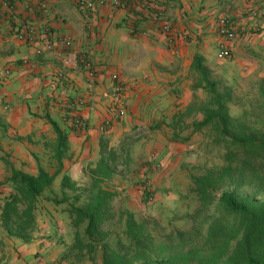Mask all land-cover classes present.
I'll return each mask as SVG.
<instances>
[{
	"label": "crops",
	"instance_id": "obj_1",
	"mask_svg": "<svg viewBox=\"0 0 264 264\" xmlns=\"http://www.w3.org/2000/svg\"><path fill=\"white\" fill-rule=\"evenodd\" d=\"M2 1L0 240L5 241L6 252L11 257L8 264H26L28 261L83 264L81 258L90 252L86 247L80 248L79 244L92 242L91 234L87 232L88 220L76 222L77 218L69 210L68 203L72 199L62 200L63 193L67 198L69 196L64 178L68 177L70 183L80 185L84 170L96 166L101 159L104 135H111L113 140H109V144L112 148L119 143L123 131H129L136 125H152L153 122L168 126L175 113L187 110L202 87L190 79L192 73L196 74L193 68L196 55L204 57V64L206 61L241 60V50L250 42L248 27L258 25L257 31L261 33L256 40L264 38V30L261 29L264 21L247 27L244 25L247 11L258 0H156L155 5L149 8L142 6L140 0H130L125 7L113 10L112 16L109 15L111 8L107 0H98V13L90 25L74 1L48 0L51 13L45 20L41 19V31L50 26L53 36L72 38V46L63 52L43 51L49 37H42L41 43L32 45L15 36L17 20L35 16L32 0H11L15 8L12 15L6 13ZM161 10L180 35L176 50L169 48L162 34H141ZM220 16L236 18L242 35L229 42L230 57L221 54L215 33L214 24ZM39 46L41 51L37 49ZM86 50L95 67L94 78H90L77 63L80 52ZM7 69L9 74H5ZM114 74L119 75L126 88L127 112L115 119L112 128L103 133L100 127L110 113L109 94L113 90ZM179 89L183 90V95ZM80 96L89 97L94 106L93 110L80 111L88 118L83 131L72 128L68 115V102ZM174 99L177 100L175 104ZM47 116L55 120L67 135L68 148L61 157L60 171L55 153L58 134ZM192 133L190 130L180 140L181 145L166 137L158 138L154 133L143 137L136 145L131 156L139 160L145 153L148 158L156 159L157 168L152 171L144 169L139 176L149 177V182L127 186L124 195L128 196L126 208L130 213L181 207L179 194L186 190V186L189 187V182L182 170L173 165L171 158L177 156L176 152L181 156L180 149L183 147L185 150L184 144L192 142ZM154 145L156 150L150 154L149 146L152 148ZM41 168L56 174L48 192L57 196L58 202L40 196L32 237L25 239L11 235L2 222L3 206L16 193V185L11 178L16 170L38 175ZM150 189L156 197L153 199L150 194L149 200L147 193ZM91 252L94 258L87 260L86 264H104L101 258L96 257L100 253L99 248L95 246Z\"/></svg>",
	"mask_w": 264,
	"mask_h": 264
},
{
	"label": "trees",
	"instance_id": "obj_2",
	"mask_svg": "<svg viewBox=\"0 0 264 264\" xmlns=\"http://www.w3.org/2000/svg\"><path fill=\"white\" fill-rule=\"evenodd\" d=\"M193 68L198 83L210 94L204 106V119L195 128L211 125L216 130V143L224 164L192 174L196 208L188 216L191 222L187 228L169 227L171 230L165 235L166 251L156 248L151 232L142 225L143 220L128 214L124 234L130 245L124 246L127 251L120 264H264V78L256 82L247 107L234 116L229 102L240 98H235L230 88L218 90V82L211 79L203 56L194 57ZM46 118L58 134L55 153L60 171L61 157L68 148L67 135L55 120ZM102 147L101 159L88 168L94 186L113 173L110 157L104 154V143ZM55 177L56 174L42 168L38 175L14 172L11 180L16 193L2 210L3 227L9 234L28 239L36 221L37 200L51 190ZM64 180L65 186L71 184L68 177ZM52 199L58 202L57 196ZM67 199L63 193L62 200ZM96 207H90L89 211L72 208L76 222L88 220L87 232L95 226ZM167 229L164 227V232Z\"/></svg>",
	"mask_w": 264,
	"mask_h": 264
},
{
	"label": "rangeland",
	"instance_id": "obj_3",
	"mask_svg": "<svg viewBox=\"0 0 264 264\" xmlns=\"http://www.w3.org/2000/svg\"><path fill=\"white\" fill-rule=\"evenodd\" d=\"M255 6V7H254ZM253 8H258L264 11V0L256 1ZM234 18V17H233ZM246 27L251 23H260L264 21V18L247 16ZM236 21L237 19L234 18ZM238 24V23H237ZM253 27H256L254 29ZM248 27L249 40L248 45H245L241 50V60H235L230 62H214L206 61L205 65L209 69L210 77L218 82V90L224 91L225 88H230L235 98L239 97L240 101L235 99L229 102L230 113L234 116L239 115L241 111L247 107L251 97L256 89V82L264 78V38H256L261 33L257 31L258 25ZM261 27V26H260ZM253 28V29H252ZM264 30V28H261ZM248 35V34H247ZM242 37L240 36L238 38ZM252 40V41H251ZM238 59V58H237ZM198 75L192 73L190 79L201 86L198 83ZM189 79V78H188ZM189 79V80H190ZM191 81V80H190ZM194 95L193 101L189 108L183 112H177L174 118L171 120L168 126H160L153 122L152 125H136L131 127L129 131H123L120 135L119 143L111 148L109 140H113L111 135H104L101 142L104 143V154L108 157L110 166L113 173L106 180L93 185L92 176L88 170H84L80 185L71 183L67 184L69 210L72 212V208L82 207L89 211L92 206H97L95 209L96 223L92 230L89 231L90 239L92 242L84 241L79 244L80 248H87L88 253L83 256V264L87 260L92 261L93 251L95 246L100 249L99 257L103 260L104 264L111 262L112 264H120L122 262V255L127 251L124 246L130 245V239L124 234L127 220V215L131 214L126 206L128 203V196L124 195L127 190V186L131 187L139 183L149 182V177H139L142 175V171H152L153 168H157L156 159L148 158L147 154H143L139 160L134 159L131 154L136 150L135 147L144 137H148L153 133L158 138L166 137L168 140H172L181 145L180 140L184 139L186 134L192 133V142L184 144L180 149V154L176 152L173 161V165L176 168L182 170L184 178L189 182V187L179 195H181L182 205L181 207L171 208H159L156 210H145L136 213H132L135 218L140 221L143 220V227L151 232L152 240L154 241L156 248L166 251L165 242L167 241L165 235L170 232V226H174L178 229H185L189 226L191 220L188 218L197 205V195L193 190L192 174H200L205 170L213 167H220L224 164L222 157L220 156L219 147L216 143V130L211 126H205L202 129L195 128V124L204 119V106L210 99V94L203 87ZM177 89V88H176ZM181 95L183 90L179 89ZM181 98L183 96H180ZM176 99L173 103H176ZM69 111V110H68ZM161 123V121H158ZM138 142V143H137ZM102 143V144H103ZM144 143V147H145ZM156 145L152 148L149 146V152L154 153ZM144 147L141 152L144 151ZM103 148V147H102ZM177 158V159H176ZM86 166V165H85ZM85 169V168H84ZM120 188H123L121 190ZM147 197L150 200L156 195L152 194V190H148ZM249 193V192H247ZM151 194V196H149ZM51 192L44 194V198H53ZM78 196V198H77ZM98 196V197H96ZM62 197V195H61ZM77 218L75 213H72ZM172 223V224H171ZM164 227L168 229L164 232ZM31 230L28 235V239L32 237ZM141 233L138 231L137 235ZM165 245V246H164ZM6 243L3 239L0 240V264H8L9 252H6ZM168 246V245H167ZM106 263V264H107ZM26 264H37L34 262Z\"/></svg>",
	"mask_w": 264,
	"mask_h": 264
},
{
	"label": "built area",
	"instance_id": "obj_4",
	"mask_svg": "<svg viewBox=\"0 0 264 264\" xmlns=\"http://www.w3.org/2000/svg\"><path fill=\"white\" fill-rule=\"evenodd\" d=\"M78 7L83 19L90 25L93 20L96 18L98 13V0H72ZM130 0H107L108 5L112 11L125 7ZM142 6L149 8L155 5L156 0H140ZM32 9L35 16L32 18H23L18 19L14 27L15 36L18 40L36 45L41 43L42 37L48 38L45 44L43 45V51H57L63 52L64 50L70 48L73 44V39L67 36H53V31L50 26L44 27V32L41 31V19L47 18L51 13V6L48 0H32L31 3ZM2 6L5 8L6 13L12 15L15 12L13 3L11 0H3ZM160 9H162L160 7ZM3 14L0 9V16ZM248 16L264 18V11L258 8H251L247 11ZM262 21V20H261ZM215 33L219 39V49L221 54L226 57L231 56V49L229 42L238 38L241 34V31L238 29L237 21L230 16H220L214 24ZM153 32L162 34L166 40L169 48L176 50L178 40L180 35L177 32L175 26L166 18V15L161 10L156 18L150 23V26L141 31V34L144 36H151ZM41 51V46L37 47ZM78 65L82 66L89 75L90 78H94L95 67L89 56V52L81 51L77 59ZM10 70H6L5 74H9ZM114 85L113 90L109 94V114L101 123V131H109L115 119L123 116L127 112V92L126 88L123 85L122 81L119 78L118 74L113 75ZM71 126L75 130L83 131L86 129L88 124V118L83 115L80 111L82 109L93 110L94 106L90 102L89 97L80 96L75 98L73 101L68 102Z\"/></svg>",
	"mask_w": 264,
	"mask_h": 264
}]
</instances>
